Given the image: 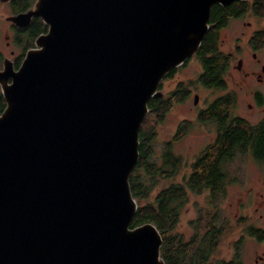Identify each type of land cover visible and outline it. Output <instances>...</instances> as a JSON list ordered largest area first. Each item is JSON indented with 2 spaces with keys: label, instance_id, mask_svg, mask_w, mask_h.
I'll return each instance as SVG.
<instances>
[{
  "label": "water",
  "instance_id": "95a60500",
  "mask_svg": "<svg viewBox=\"0 0 264 264\" xmlns=\"http://www.w3.org/2000/svg\"><path fill=\"white\" fill-rule=\"evenodd\" d=\"M235 1L36 0L9 18L47 31L0 71V264H164L156 227H131L140 130Z\"/></svg>",
  "mask_w": 264,
  "mask_h": 264
},
{
  "label": "trees",
  "instance_id": "16d2710c",
  "mask_svg": "<svg viewBox=\"0 0 264 264\" xmlns=\"http://www.w3.org/2000/svg\"><path fill=\"white\" fill-rule=\"evenodd\" d=\"M32 1L18 0V5L12 8L15 11L23 10L31 6ZM255 7L256 14L264 16V0H258ZM250 8L252 9L251 4L242 1L224 7L213 6L210 23L214 22L216 26L209 29L194 55L203 68L201 77L207 87L221 85L220 73L229 64L228 56L219 49V29L224 27L232 16L244 14ZM39 24L42 26L41 22ZM38 28L39 25L33 23L30 31L37 32ZM174 71L175 69L168 74ZM185 95V90L181 86L178 87L175 93L177 100H182ZM4 107L5 103L0 93V113ZM148 108L151 112L143 121L139 134V160L129 177L130 190L137 202L131 227L144 223H152L156 227L162 239L160 257L164 264H227L221 260H213L211 248L214 229H210L213 215L210 204L216 209V203L221 199L220 186L225 184V181L220 179L222 174L219 172L218 164L205 162L193 164L192 174L187 180H182V183L173 182L172 179L180 167L181 156L174 155L171 148L170 150L164 148L157 161L153 150L155 126L162 121L170 105L164 99L151 98ZM247 143L254 148L257 156L260 155L264 150V130H254L248 134L240 127H236L216 142L215 149H218L220 156L229 153L232 147L242 148ZM166 181H169L167 185L164 184ZM210 187L213 191L207 197L209 209L199 210L197 220L190 222L194 233L185 243L183 236L175 229L181 211L189 200L188 192L197 195ZM156 190L157 192L153 194ZM218 213H221L220 210Z\"/></svg>",
  "mask_w": 264,
  "mask_h": 264
},
{
  "label": "flooded vegetation",
  "instance_id": "af4514ba",
  "mask_svg": "<svg viewBox=\"0 0 264 264\" xmlns=\"http://www.w3.org/2000/svg\"><path fill=\"white\" fill-rule=\"evenodd\" d=\"M35 1L36 0L32 1L31 6L18 11H15V9L13 10L12 8V6L18 5V0H10L5 3L9 5L11 12L14 16L30 10L33 7ZM241 1L251 4L252 9H248L244 14L232 16L229 19L228 23L224 27H221L219 29L220 46L222 44V42L220 41L221 31L228 25L230 26L233 21L242 19L247 14H250L255 18L264 20L263 15L256 14L255 12V3L258 0ZM211 19L212 18L210 17V20ZM9 22L12 29L10 43H12L15 48L20 49L23 53L31 48H34L36 38L39 35L46 33L47 31L46 25L38 16L31 17L29 24L24 27H19L15 25L12 21ZM39 22H41L42 26H40ZM33 23L39 25L37 32L30 31ZM215 26L216 24L214 22L210 23L209 21V29ZM251 26L252 24L249 22L248 27ZM240 39L241 38H237L235 40L236 42L234 46L225 53L229 58V64L227 68L222 69L220 73L221 85L216 87H207L202 80L201 74L203 73V68L199 63L200 72L196 79V83H194L195 89L198 90L197 87H199L205 90L215 92V94H213L211 98H207L204 101H201L199 99V95L197 93L193 95L192 120H181L172 139L165 143L166 145L164 148L170 150L173 143L176 140H179L184 137L185 133L189 132V130L194 126L195 128L197 127L203 129L205 137L206 139H208V142L194 154L193 159L190 163L187 162V159L183 160V158L181 157L180 167L178 171L184 168L186 163V166L187 168H189L190 171L186 176H184L183 180H187L192 174L191 165L197 164L199 162H205L207 164L217 163L219 167V172L220 174H222L220 179L225 181V184L220 186L221 199L219 202L216 203V209L212 204H210L211 212L213 214L211 217L212 224L210 229H214L211 242V248L213 249L212 255H214L218 247V242L225 233V231L230 229L235 230L234 234L236 238L230 243L229 246V248L231 249L230 257L221 261H224L227 264H246L244 261V252L246 250V242L251 239L255 241V243L261 244V251L259 253L257 252L256 254L257 258L255 260V264H264V226H258L253 224L252 220L250 219V216L247 214V211H244L243 209L244 204L240 207L238 213L225 212L224 209L220 206L223 200L226 198L227 187L231 183H236L243 178L244 174L242 175V173H244V168L242 164L244 162H247L248 159L251 160L259 170V173L254 176L257 179L256 181L258 182L260 187L259 197L261 198V202L258 204H260V207L264 206V192H261L262 190L264 191V150L260 155L257 156L255 151L253 150L254 148H252L251 145L247 143L242 148H240V146H237L236 148L232 147L229 153H226L224 155L221 154L219 156L218 149H215L216 142L221 139L225 134H227L230 130L235 129L236 127H240L241 129L245 130L248 134H250V131L259 129L264 130V91L262 90L264 88V60L262 61L261 59L262 53H264V26H254V30L248 36L244 46L239 43ZM10 43L8 42V45ZM246 49L250 51L251 58L255 62L254 67L251 71L246 70L245 66H243L244 57H242V54ZM194 55L192 57H194ZM20 57L18 55H15L13 50L10 51L9 56L0 54V71L3 70L5 62L13 70H17L24 58L23 57L20 60ZM234 57H236V65L233 62ZM257 68H260V71H257ZM233 69L236 71V73H238V77H235L234 73L232 72ZM174 72L172 74H167L162 79V81L165 79H171L174 75ZM239 74H242L245 79H250L247 81H242V83H244V85L246 86V89L244 90L245 93L249 95L252 99V103H248L247 109L252 112L257 110L261 113V118L257 119L254 123L248 119V115L247 117H245L244 115L240 114V112H238L237 110L239 107V100L234 85L238 87L239 81L237 80H240ZM161 83L159 86V91L161 90ZM180 86L182 87V89L185 90L186 94L182 100L178 99V104H182L190 96V94L193 93L191 91V88H189L184 82L176 85V87L172 89L168 94L162 93V97L154 99H164V101L167 102L171 107L174 104L175 100H177V98L175 97V93L178 87ZM150 112L151 110L148 108V113ZM168 112L169 110L165 113V115H167ZM212 191L213 189H211L210 187L209 189H205L200 193H197V195H204L207 199V197L210 196ZM250 195L251 193H249V196ZM258 209L259 208L256 207L255 211H258ZM218 210H220V214L218 213ZM259 217L260 219H262L263 215H259ZM189 239L186 240L183 238V241L187 243Z\"/></svg>",
  "mask_w": 264,
  "mask_h": 264
},
{
  "label": "rangeland",
  "instance_id": "374dc122",
  "mask_svg": "<svg viewBox=\"0 0 264 264\" xmlns=\"http://www.w3.org/2000/svg\"><path fill=\"white\" fill-rule=\"evenodd\" d=\"M13 14L9 5L5 2L0 1V54L9 56L10 51L13 50L15 55L20 57V60L24 57L26 52H21L20 49L15 48L11 42V26L9 18ZM251 23L252 26L248 27V23ZM254 26H264V20L255 18L250 14L246 15L242 19L233 21L230 26L225 27L220 34V41L222 42L219 46L220 50L223 53H226L230 50L235 44L237 38L240 39V44L245 45L246 40L250 33L254 30ZM8 42L10 43L8 45ZM250 51L247 49L243 52L242 57H244L243 63L245 69L251 71L254 67V61L251 58ZM262 61L264 60V53L261 57ZM236 57H234V64L236 65ZM260 71V68L256 69ZM200 72V64L195 57H191L187 60L182 66H179L175 69L174 75L171 79H165L161 83V93L168 94L172 89L176 87L179 83H185L193 93L182 103L178 104V100H175L174 104L170 107L169 112L162 118V121H159L155 126L156 138L153 143L154 156L157 161H159V156L162 153L165 143L170 141L179 125L181 120H192L193 118V104L192 99L193 95L197 93L199 99L204 101L209 99L215 94V92L205 90L203 88L195 89L196 79ZM235 77H238V73L233 69ZM240 80L238 87L234 85L235 90L237 91L239 107L238 112L247 117L253 123L257 119L261 118V113L257 110L250 111L247 109L248 103H252V99L249 95L245 93L246 86L242 83L243 80L247 81L250 79H245L242 74H239ZM264 91V88L262 89ZM251 114V116H250ZM201 129V130H200ZM204 131L202 128L192 127L189 132L185 133V136L179 140H176L171 146L172 153L174 155H180L183 160L187 159V162L190 163L193 159L194 154L201 149L206 143ZM244 168L243 178L236 183H231L227 187L226 198L223 200L220 205L225 212L229 213H238L240 207L244 204V211H247V214L250 216L253 224L258 226H264V206L260 207L261 198L259 197V184L256 181L254 175L259 173L256 165L253 164L251 160L248 159L247 162L242 164ZM186 163L185 167L178 171L177 175L172 179L175 183H182L184 176L189 172ZM169 181L164 182L167 185ZM253 187V188H252ZM251 188V189H250ZM158 189V188H157ZM252 190V191H251ZM251 191V192H249ZM157 192L154 191L153 194ZM258 192V193H256ZM261 192H264L263 190ZM249 193L251 195L249 196ZM188 202L183 207L180 215V219L177 223L175 231L183 236L184 239L188 240L194 233V229L191 221L197 220L199 210H207L209 207L206 204V197L204 195H194L190 191L188 192ZM250 201V202H249ZM249 202V204H248ZM258 207V211H255V208ZM259 215H263V218L260 219ZM235 230H226L221 239L218 242V247L213 255V260H225L230 257L231 249L229 248L230 243L236 238L234 234ZM202 233V231H201ZM261 251V244L255 243L253 240L246 242V250L244 252V261L246 264H255L257 258L256 254Z\"/></svg>",
  "mask_w": 264,
  "mask_h": 264
}]
</instances>
